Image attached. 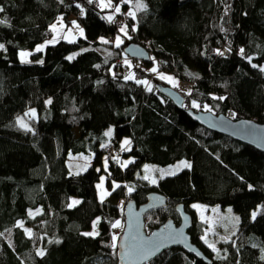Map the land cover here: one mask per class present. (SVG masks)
Returning <instances> with one entry per match:
<instances>
[{
    "label": "trees",
    "instance_id": "trees-1",
    "mask_svg": "<svg viewBox=\"0 0 264 264\" xmlns=\"http://www.w3.org/2000/svg\"><path fill=\"white\" fill-rule=\"evenodd\" d=\"M137 3L146 9L137 10ZM111 5L0 0V264H118L123 206L110 198L141 204L155 190L167 204L145 214V228L168 218L178 223L175 206L182 203L192 216V241L209 262L171 247L145 264H264V151L198 124L162 92L160 85H172L158 75L168 71L186 84L173 85L185 108L264 123V0ZM117 6L110 22L105 12ZM71 18L83 36L48 43L52 24L63 19L68 26ZM130 42L146 48L149 59L127 55ZM124 136L130 143L121 147ZM89 151L86 170L71 172L69 154ZM181 158L191 167L156 184L139 176L147 161L167 165ZM102 174L109 191L104 196ZM74 200L79 203L69 207ZM194 202L232 206L239 215L238 228L216 250L202 237L205 224ZM93 225L98 235H83Z\"/></svg>",
    "mask_w": 264,
    "mask_h": 264
},
{
    "label": "water",
    "instance_id": "water-1",
    "mask_svg": "<svg viewBox=\"0 0 264 264\" xmlns=\"http://www.w3.org/2000/svg\"><path fill=\"white\" fill-rule=\"evenodd\" d=\"M124 50L127 55L135 59H149V51L139 44L130 42ZM160 89L174 101L179 109H184L198 124L264 151V123L251 118L232 119L223 113L217 114L210 110L185 108L183 105L184 96L178 90L164 85H160ZM166 204V196L157 190L149 192L147 200L141 204H137L132 198L125 202L123 208L124 226L117 243L118 264H145L171 247H180L194 257L209 262L208 256L192 241L189 232L192 227V216L185 210L182 203L175 206L179 216L178 223L173 218H168L151 231H147L145 214L155 208L165 207ZM177 233L180 235L176 236L174 240L168 239L169 234ZM144 242H163L165 246L155 255L144 259L136 252L137 246Z\"/></svg>",
    "mask_w": 264,
    "mask_h": 264
},
{
    "label": "rangeland",
    "instance_id": "rangeland-1",
    "mask_svg": "<svg viewBox=\"0 0 264 264\" xmlns=\"http://www.w3.org/2000/svg\"><path fill=\"white\" fill-rule=\"evenodd\" d=\"M107 1V2H106ZM104 1V3H108V0ZM117 12L115 11H106L105 15L106 17L114 16ZM55 25V30H53L52 36L48 39V41H55L60 38L65 39H75L78 36H81L80 30L82 29L79 24L76 22L74 18H71L70 24L67 26L66 22L63 19H59L56 21L52 26ZM51 26V27H52ZM122 26H125V24H122ZM53 29V27H52ZM47 41H44L43 43L39 44L38 47L45 45ZM74 55L71 54V56ZM23 59H26L23 57ZM29 59V58H28ZM164 75L165 77H171L173 79V82H170L168 79H164L165 81H168L171 83V85H179V80L174 77L170 72L168 71H160L158 72V75L161 76ZM182 85V84H181ZM180 86V85H179ZM194 101H190V104L193 105ZM197 104V103H196ZM109 130H111L112 134L111 136L106 135L107 139H111L113 136V126L109 125L105 129V133H107ZM130 141L127 136H124L121 141L120 145L121 147H126L128 144H125V141ZM109 154V152H108ZM93 153L92 151L89 152H80V153H70L68 156V165L70 168V171L73 173H77L80 171L86 170V168L90 165L92 162ZM131 158H124L122 163H127ZM181 162H187L188 164H191L190 160L181 158L176 160L173 163L167 164V165H160L151 161H147L143 164L142 170L139 173V176L141 178H144L145 176H148V180L150 183H152V180L155 179L156 183L158 180L166 175L174 174L178 171H180L184 166ZM179 166V167H177ZM164 170L163 176L161 175V171ZM152 183V184H156ZM98 189L102 196L109 193L108 189L105 186V174L101 175V178L98 182ZM112 201H115V203L120 204L124 208V204L127 200L125 198H113L111 197ZM192 206L197 210L199 218L203 221L205 224L204 226V234L203 238L207 241V243L210 245H215V249H217L218 242L223 240L222 237L228 238L233 232L236 231L239 225V219L238 221L235 219L236 217L239 218L238 213L233 209L232 206H225L222 207L219 204H206L201 202H194ZM231 210V211H229ZM124 226V220L122 221V229ZM95 226L89 230H86V233H90L96 230L94 229ZM30 228H27L29 230ZM122 231V230H121ZM148 231V230H147Z\"/></svg>",
    "mask_w": 264,
    "mask_h": 264
},
{
    "label": "snow or ice",
    "instance_id": "snow-or-ice-1",
    "mask_svg": "<svg viewBox=\"0 0 264 264\" xmlns=\"http://www.w3.org/2000/svg\"><path fill=\"white\" fill-rule=\"evenodd\" d=\"M126 2H127V0H126ZM101 6L102 7H106V8L107 7H111L112 6L111 5V0H108V3H104V0H101ZM146 7L147 6L145 4H143V3H137V5H136L137 10L146 9ZM0 11H3V9L0 8ZM115 12H120V8L118 6L115 8ZM128 15H130L132 17H135V11L129 12ZM107 19L111 22L113 20V17L112 16H109ZM52 27H53V30H55V25H53ZM126 29H127V26L126 25L125 26H122L120 28V32L123 33V35L127 37L128 36V32H127ZM133 30H135V28ZM80 34H81V36H83V29L80 30ZM128 38L130 39L131 37H128ZM101 40H102L103 43H108V41L103 40V38H101ZM54 42L55 41H49L48 43H54ZM122 42L123 41L121 40L120 36H117L116 37V42H115L116 43V47H119ZM42 47L43 46L38 47L37 51L41 50ZM0 48H4V45L0 44ZM84 51H87V49H85ZM240 51H241V53H243V49H241ZM220 54L222 55L223 53H220ZM27 55H28V53H21V57H25ZM75 55H78V53L75 54ZM75 55L69 56L68 59L69 60L74 59L75 58ZM41 63H42V61H41ZM156 70H157L156 68H153L152 69V71H156ZM261 70L264 71V69H261ZM134 78H135L134 76L125 77V79H134ZM160 78L161 79H168L170 82H173V79L171 77H165L162 74H161ZM137 83L147 84L148 82L147 81H139L138 80ZM148 90L151 91L152 89L149 87ZM220 99H223V97H220ZM49 103H51V101H49ZM193 107L199 108L200 105H198L196 103H193ZM205 108L207 109V106L206 105H205ZM32 114L34 115V110H33V113ZM18 122L20 123V126L21 127L27 128V125L24 124L22 118H18ZM111 134H112L111 130H109L107 133H105V135H108V136H111ZM124 143L125 144H128L130 142L126 140ZM181 163H182V165L184 167H189V168L191 167V165L188 164L187 162H181ZM177 167H179V166H177ZM160 171H161V175L163 176L164 170H160ZM144 179H149V177L148 176H145ZM152 183H156V180L153 179L152 180ZM116 187H119V185H116ZM77 203H79V201L74 200L72 202V204L69 205V207H72V206H74ZM229 211H231V210H229ZM255 215H256V213H253V217H255ZM235 219L238 221L239 218L236 217ZM20 226H22V223H21ZM119 226H120L119 225V221H117L113 225V227H119ZM26 231L28 232L29 235H31V230H26ZM83 235H85V236H96V235H98V233L95 232V231H93V232H90V233H83ZM178 235H180V234H178V233L177 234H169L168 239L174 240L175 237L178 236ZM112 239L115 242V240L117 239V237L113 236ZM222 239H225L226 240L227 238L222 237ZM57 242H59V241H57ZM112 246L115 247V243H113ZM164 246L165 245L163 244V242H144L143 244L137 246L136 252H137V254L142 255L144 259H147L148 257H150V256L155 255L156 253H158L160 251V249L162 247H164ZM209 247H212L213 250H216L215 249V245L210 244ZM38 254L42 256L45 253H44V251L41 250V251H39Z\"/></svg>",
    "mask_w": 264,
    "mask_h": 264
},
{
    "label": "built area",
    "instance_id": "built-area-1",
    "mask_svg": "<svg viewBox=\"0 0 264 264\" xmlns=\"http://www.w3.org/2000/svg\"><path fill=\"white\" fill-rule=\"evenodd\" d=\"M182 84V85H181ZM181 84H179L180 85V87L182 88V89H184V87L186 86V84L184 83V82H181ZM107 151L109 152V156H114L115 154H116V151L113 149V147L112 146H108L107 148ZM120 153V152H119ZM118 154V153H117ZM115 233H117L118 232V228H116V229H114L113 230Z\"/></svg>",
    "mask_w": 264,
    "mask_h": 264
}]
</instances>
